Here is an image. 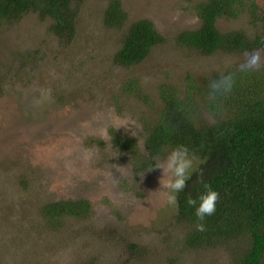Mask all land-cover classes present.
<instances>
[{
    "label": "rangeland",
    "instance_id": "rangeland-1",
    "mask_svg": "<svg viewBox=\"0 0 264 264\" xmlns=\"http://www.w3.org/2000/svg\"><path fill=\"white\" fill-rule=\"evenodd\" d=\"M109 1H80L70 42L37 13L0 21V264H233L235 248L186 246L192 225L166 203L162 169L137 177L116 141L143 144L163 108L162 86L193 91L201 105L203 85L250 52L182 50L179 31L200 25L194 0H121L119 28L104 23ZM142 18L166 42L137 66L115 64L125 31ZM217 25L256 31L246 13ZM122 178L127 189L118 186ZM77 198L94 202L90 216L53 227L40 213L46 203Z\"/></svg>",
    "mask_w": 264,
    "mask_h": 264
},
{
    "label": "trees",
    "instance_id": "trees-1",
    "mask_svg": "<svg viewBox=\"0 0 264 264\" xmlns=\"http://www.w3.org/2000/svg\"><path fill=\"white\" fill-rule=\"evenodd\" d=\"M80 1L0 0V21H18L29 13H37L40 18L51 20L50 30L56 36L70 42L77 32ZM194 1L200 25L180 30L176 44L187 52L204 55L220 51L261 53L260 69L244 74L234 66L210 78L203 85L205 98L201 105L193 97V91L162 86L163 108L155 123L146 127L143 144L133 136L118 138L116 143L130 154L137 177L166 148L186 146L197 160L194 162L197 171H203L204 181L219 192L216 211L203 221L206 226L203 232L195 227V207L185 204L188 194L197 198L204 191L196 183L199 173H193L183 192L177 194V218L192 225L186 246L193 249L227 246L230 251L236 249L233 264H264V0ZM245 13L256 29L254 33L247 35L241 28L221 30L217 25L220 17L234 19ZM103 14L109 27L125 24L121 0H110ZM165 42V35L152 20H136L125 31L114 53V63L137 66ZM228 73L235 74L232 91L218 104H212L208 99L210 81ZM139 90L142 88L138 85ZM118 186L127 189L129 183L122 178ZM94 208V202L88 198L61 199L46 203L40 213L57 227L66 217L90 216Z\"/></svg>",
    "mask_w": 264,
    "mask_h": 264
},
{
    "label": "clouds",
    "instance_id": "clouds-1",
    "mask_svg": "<svg viewBox=\"0 0 264 264\" xmlns=\"http://www.w3.org/2000/svg\"><path fill=\"white\" fill-rule=\"evenodd\" d=\"M262 61L257 54L245 53L244 60L239 64L238 71L248 74L259 70ZM235 84V74L228 73L221 75L218 79L210 81L208 99L212 104H218L224 97L232 91ZM121 125H116V129ZM101 138L108 139V133L104 130ZM162 169L163 175L160 179L161 187L164 189L166 203L169 206L178 204V193L183 192L187 186V181L192 177L193 173H197L194 166V158L190 155L189 149L186 146H177L174 148L165 159H154V162L148 170ZM119 171V169H118ZM196 183L203 186L202 191L197 198H193L190 194L187 195L185 204L189 207H195V216L197 223L196 230L203 232L206 226L203 223L206 217L211 216L216 211V205L219 200V192L214 190L212 186L203 179V171L200 170Z\"/></svg>",
    "mask_w": 264,
    "mask_h": 264
}]
</instances>
